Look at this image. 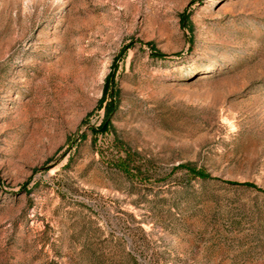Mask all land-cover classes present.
I'll use <instances>...</instances> for the list:
<instances>
[{
	"label": "rangeland",
	"instance_id": "rangeland-1",
	"mask_svg": "<svg viewBox=\"0 0 264 264\" xmlns=\"http://www.w3.org/2000/svg\"><path fill=\"white\" fill-rule=\"evenodd\" d=\"M0 264H264V0H0Z\"/></svg>",
	"mask_w": 264,
	"mask_h": 264
},
{
	"label": "trees",
	"instance_id": "trees-1",
	"mask_svg": "<svg viewBox=\"0 0 264 264\" xmlns=\"http://www.w3.org/2000/svg\"><path fill=\"white\" fill-rule=\"evenodd\" d=\"M187 166H188V165H187ZM191 168H192V167H191ZM190 170L193 172L194 175L199 176V177H201V178H208V177H209L208 174L204 173V172L201 171V170H197V171H196V169H190Z\"/></svg>",
	"mask_w": 264,
	"mask_h": 264
}]
</instances>
